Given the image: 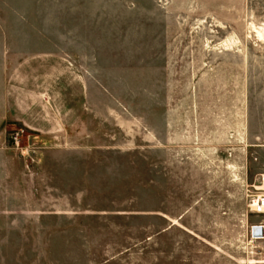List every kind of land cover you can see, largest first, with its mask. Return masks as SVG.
Returning a JSON list of instances; mask_svg holds the SVG:
<instances>
[{"label": "rangeland", "instance_id": "obj_1", "mask_svg": "<svg viewBox=\"0 0 264 264\" xmlns=\"http://www.w3.org/2000/svg\"><path fill=\"white\" fill-rule=\"evenodd\" d=\"M254 29L264 35V0H0V76L7 57L83 58L89 124L87 176L73 189L57 179L52 194L46 178L37 195L73 215L0 209V264L254 263L264 238L246 221L264 194ZM179 119L188 142L162 148L166 121ZM8 146L32 175L41 157L28 130H8Z\"/></svg>", "mask_w": 264, "mask_h": 264}, {"label": "crops", "instance_id": "obj_2", "mask_svg": "<svg viewBox=\"0 0 264 264\" xmlns=\"http://www.w3.org/2000/svg\"><path fill=\"white\" fill-rule=\"evenodd\" d=\"M64 38L57 39V43L67 42L68 37L64 35ZM58 51L59 55L54 57L3 59L4 70L0 76V209L11 206L24 210L30 204L29 207L39 211L60 210L61 213L46 215L53 218L73 215L65 213L72 210L71 206L60 205L55 199H48L46 204L37 198L43 193L46 178L50 181L49 192L52 194L59 192L57 179H64V186L73 189V184L81 183L88 174L86 171L83 173V166L89 161V124L83 120V115L88 114V74L83 69V58H71L62 49ZM13 66L15 68L11 69ZM199 119L192 121L194 145L201 144ZM165 125L162 148L169 149V146L188 142V136L180 131L185 125L184 120L166 121ZM244 125L241 117L240 129L236 127V136L240 132L241 144L247 132V122ZM21 127L32 135L41 157L38 165H32V175L27 174L26 167L29 165L12 154L8 146V130ZM232 133L224 138L227 140L225 144L231 140ZM29 176L33 178L29 185L31 189H26ZM25 194H31L32 200L24 198ZM10 195L16 197L11 200ZM37 215L40 218L45 216L41 213ZM246 221L264 227V214L253 213ZM256 245L258 256L252 264H264V238Z\"/></svg>", "mask_w": 264, "mask_h": 264}, {"label": "built area", "instance_id": "obj_3", "mask_svg": "<svg viewBox=\"0 0 264 264\" xmlns=\"http://www.w3.org/2000/svg\"><path fill=\"white\" fill-rule=\"evenodd\" d=\"M23 132V131H22ZM14 141L17 139H13ZM253 211L256 214H264V194H260L256 197V200L253 205ZM263 226H254L251 230V236L254 239H262L264 234H263Z\"/></svg>", "mask_w": 264, "mask_h": 264}, {"label": "bare ground", "instance_id": "obj_4", "mask_svg": "<svg viewBox=\"0 0 264 264\" xmlns=\"http://www.w3.org/2000/svg\"><path fill=\"white\" fill-rule=\"evenodd\" d=\"M254 30H255V32L257 31V29H254ZM256 34L258 35V37L260 38V40L264 38L263 31H257ZM262 41H263V40H262ZM226 44H227V43H226ZM228 46H229V45H228ZM231 46H232V44H231Z\"/></svg>", "mask_w": 264, "mask_h": 264}]
</instances>
